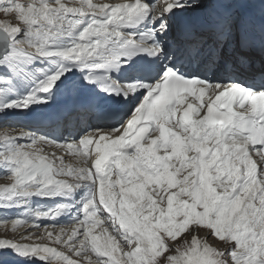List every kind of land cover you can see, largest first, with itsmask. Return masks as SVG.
<instances>
[{
	"label": "snow or ice",
	"instance_id": "snow-or-ice-1",
	"mask_svg": "<svg viewBox=\"0 0 264 264\" xmlns=\"http://www.w3.org/2000/svg\"><path fill=\"white\" fill-rule=\"evenodd\" d=\"M0 14V113L64 89L69 126L87 129L0 132V264H264V0H0ZM32 198L53 206L9 212Z\"/></svg>",
	"mask_w": 264,
	"mask_h": 264
},
{
	"label": "bare ground",
	"instance_id": "bare-ground-1",
	"mask_svg": "<svg viewBox=\"0 0 264 264\" xmlns=\"http://www.w3.org/2000/svg\"><path fill=\"white\" fill-rule=\"evenodd\" d=\"M22 2V1H21ZM95 2H98V1H96V0H93V3H95ZM122 2H126V0H123ZM32 85V84H31ZM27 89V88H26ZM20 93H22V94H24V90L23 91H21ZM18 93H16V94H14V95H12V96H10L9 97V99H16V98H18V95H17ZM35 105V104H34ZM0 115H1V113H0ZM3 122H7L5 125H7L8 127H13V128H20V129H22V130H27L28 131V129L27 128H22V127H20V126H16V125H13L12 123H10L9 121H3ZM1 124H4V123H1L0 122V125ZM10 126H9V125ZM5 125H2V126H5ZM89 126L90 127H95L94 125H90L89 124ZM81 130H87V129H85V128H80V129H78V131L76 132V136L79 138L80 137V135H82V134H80V132H81ZM3 171V169H0V173ZM3 174V173H2ZM24 209H25V207H24ZM29 211H31V209L29 210ZM24 213H26V212H24ZM13 214H20V213H18V212H16V213H13ZM70 220H67V221H64V222H60V221H58L57 220V223H59V224H61V225H64V224H67L68 222H69ZM45 223H49V221H45ZM97 234H99V229H97Z\"/></svg>",
	"mask_w": 264,
	"mask_h": 264
},
{
	"label": "rangeland",
	"instance_id": "rangeland-1",
	"mask_svg": "<svg viewBox=\"0 0 264 264\" xmlns=\"http://www.w3.org/2000/svg\"><path fill=\"white\" fill-rule=\"evenodd\" d=\"M22 2H25V0H21ZM0 19H4V17H3V15L2 14H0ZM2 125H5V123L4 124H1L0 125V132H3L4 130H8V131H12V132H16V133H18L19 131H24V130H22V129H20V128H11V127H8L7 125H5V126H2ZM9 125V124H8ZM10 126V125H9ZM75 161H73V163H74ZM6 179H4L3 178V175H0V183H2L3 184V182L5 181ZM9 181L7 180L6 181V183H8ZM9 227V226H8ZM8 231H9V233L11 234V228H8ZM3 234H4V229L2 228V227H0V238L1 237H3Z\"/></svg>",
	"mask_w": 264,
	"mask_h": 264
}]
</instances>
